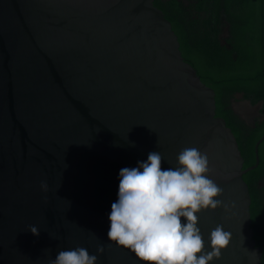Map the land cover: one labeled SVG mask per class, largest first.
<instances>
[{
	"label": "water",
	"instance_id": "obj_1",
	"mask_svg": "<svg viewBox=\"0 0 264 264\" xmlns=\"http://www.w3.org/2000/svg\"><path fill=\"white\" fill-rule=\"evenodd\" d=\"M185 148L207 154L223 190L197 213L206 251L218 224L231 233L210 264H260L242 178L255 165L242 169L214 90L153 0H0V264L76 247L96 264H147L108 240L119 173L153 151L175 168Z\"/></svg>",
	"mask_w": 264,
	"mask_h": 264
},
{
	"label": "clouds",
	"instance_id": "obj_2",
	"mask_svg": "<svg viewBox=\"0 0 264 264\" xmlns=\"http://www.w3.org/2000/svg\"><path fill=\"white\" fill-rule=\"evenodd\" d=\"M162 160L161 153L153 151L146 161H138L137 167L120 170L118 199L111 204L108 217V240L131 250L147 264H210L221 257L231 233L218 224L208 237L211 251L205 250L197 213L223 204L214 199L223 190L208 178L212 170L207 154L185 148L177 156V167L165 170ZM28 230L39 235L35 225ZM97 252H103V245ZM97 260V255L76 247L59 251L47 264H96Z\"/></svg>",
	"mask_w": 264,
	"mask_h": 264
},
{
	"label": "flooded vegetation",
	"instance_id": "obj_3",
	"mask_svg": "<svg viewBox=\"0 0 264 264\" xmlns=\"http://www.w3.org/2000/svg\"><path fill=\"white\" fill-rule=\"evenodd\" d=\"M153 1L159 4L156 6L164 13L170 0ZM180 2L185 11L184 14L179 15L184 16L180 18L181 24L189 33V37L197 32H203L205 37L207 31H212L204 23L210 14L213 16L214 6L210 5L205 10H199L196 7L198 0H180ZM218 16L217 31L211 38L216 39L222 49L230 51L232 58L235 59L232 23L223 10H218ZM232 84L235 88H231L228 83L226 87L218 90L220 109L218 110L215 102V115L222 117L234 134L243 159L242 169L255 165L245 171L242 178L250 194L252 238L262 251L260 264H264V66L249 79H239ZM241 84L243 87H237ZM249 87L253 88L247 90ZM214 94L216 101L215 90ZM217 111L218 114H216Z\"/></svg>",
	"mask_w": 264,
	"mask_h": 264
},
{
	"label": "trees",
	"instance_id": "obj_4",
	"mask_svg": "<svg viewBox=\"0 0 264 264\" xmlns=\"http://www.w3.org/2000/svg\"><path fill=\"white\" fill-rule=\"evenodd\" d=\"M153 3L159 6L156 1ZM210 5L215 10L213 16L207 11L210 15L204 25L212 31H207L205 37L203 32L189 37L180 20L184 16H179L185 13L180 0H170L164 16L170 21L171 28L177 35L184 60L192 65L202 82L216 91L215 102L219 110L218 90L221 87H226L229 83L231 88H235L233 82L249 79L264 66V0H198L196 7L205 10ZM218 10H223L232 23L235 59L230 51L222 49L217 40L211 38L217 31ZM218 76L220 78H216ZM237 87H243V84Z\"/></svg>",
	"mask_w": 264,
	"mask_h": 264
}]
</instances>
